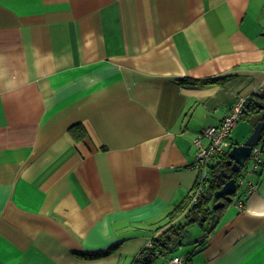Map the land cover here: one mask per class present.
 I'll return each instance as SVG.
<instances>
[{"label":"crops","instance_id":"0c3cea01","mask_svg":"<svg viewBox=\"0 0 264 264\" xmlns=\"http://www.w3.org/2000/svg\"><path fill=\"white\" fill-rule=\"evenodd\" d=\"M0 70V264H137L187 223L194 139L264 93V0H0ZM252 178L151 264H264V162Z\"/></svg>","mask_w":264,"mask_h":264},{"label":"built area","instance_id":"2783aa9c","mask_svg":"<svg viewBox=\"0 0 264 264\" xmlns=\"http://www.w3.org/2000/svg\"><path fill=\"white\" fill-rule=\"evenodd\" d=\"M249 97H238L230 112L223 118L219 125H210L202 129L200 135L193 141L195 146L193 167L198 169L199 178L196 186L191 190L192 201L196 202L207 191L212 179V167L228 152L231 141L230 135L235 124L242 118ZM264 162V146L258 144L252 148L248 157L245 175L237 180L238 189L245 188L237 199V204L242 209L248 196L255 190L257 184L252 176ZM248 176V180L245 177ZM151 246V245H150ZM167 264H191L187 257L182 255H172L167 259Z\"/></svg>","mask_w":264,"mask_h":264},{"label":"trees","instance_id":"16d2710c","mask_svg":"<svg viewBox=\"0 0 264 264\" xmlns=\"http://www.w3.org/2000/svg\"><path fill=\"white\" fill-rule=\"evenodd\" d=\"M200 83H208L212 81L211 78H204V79H197ZM253 114H260V120H264V93L263 94H255L249 97V102L246 104L244 112L242 114V118H246L249 115ZM261 144L264 146V130H263V137L261 140ZM228 152L223 156L221 161L213 165L212 167V179L209 188L207 191L200 197V199L196 202L192 201V197L189 193L187 199H185L181 204L177 206L170 213L171 219L176 221L178 216L182 214H186L187 223H175L171 226L167 227L163 230L159 235L155 236L152 239V245L149 247H145L139 254L138 258L136 259L137 264L141 263V260L144 257L147 259H152V262L160 255H167L172 253L176 250L174 245L177 241L181 238H184L185 233L187 232V225L189 223L198 222L203 217L211 215L210 204L214 199V202L217 201H224L225 205L222 208H219V213L228 205V201H226L225 197H221L219 199H215L213 196L214 192L222 187L223 181L219 178V174L222 170H225L229 173H232L235 177H240L243 174L244 169L248 163H246L240 171L234 172L232 171L231 165L228 164ZM184 240V239H183ZM183 240L182 243L183 244ZM185 242V241H184ZM180 246V245H178ZM101 255V253H87L83 254V256L87 258H95Z\"/></svg>","mask_w":264,"mask_h":264},{"label":"water","instance_id":"95a60500","mask_svg":"<svg viewBox=\"0 0 264 264\" xmlns=\"http://www.w3.org/2000/svg\"><path fill=\"white\" fill-rule=\"evenodd\" d=\"M263 130H264V120H260L254 127L253 132L247 137V139L241 144H235L231 147L228 152V164L231 165L232 171L238 172L241 168L246 164L248 157L251 154L252 148L259 144L263 137ZM219 178L222 179L223 185L221 188L216 190L213 194L215 199H219L221 197H225L226 201L231 202L233 200V195L237 192L238 184L237 180L238 177H235L232 173H229L225 170H222L219 174ZM225 205L224 201H217L213 204L212 210L214 211L210 216V229H214L217 222L220 219V213L218 212L219 208H222ZM205 218H202L200 225H203ZM187 241L183 244V238L179 239L177 243L174 245L173 248L177 247L178 245L184 244H197L200 243L203 237H192V233L187 231L185 236ZM152 259H147L144 257L141 260V264H151Z\"/></svg>","mask_w":264,"mask_h":264},{"label":"rangeland","instance_id":"374dc122","mask_svg":"<svg viewBox=\"0 0 264 264\" xmlns=\"http://www.w3.org/2000/svg\"><path fill=\"white\" fill-rule=\"evenodd\" d=\"M260 117H261V115L260 114H255L253 117H251V119L250 118H247V119H240L236 124H235V126L233 127V129H232V133H231V135H230V139L232 138V140H233V131H234V134L237 136V134L238 133H241L242 132V129L245 127V125H247V123H250V121H254V122H256V124H257V122L259 121V119H260ZM251 124V123H250ZM255 124V125H256ZM259 144H261V142L259 143ZM234 144H232V142H231V146H230V148H229V150L231 149V147L233 146ZM258 145V144H257ZM229 150H228V152H229ZM245 170V169H244ZM249 178H248V176H246L245 177V180H248ZM215 202H214V200L211 202V206L210 207H212L213 206V204H214ZM202 229V226L200 225V224H193V225H191V226H189V232H191L192 233V236L193 237H197V235H198V233L200 232V230ZM156 259H160L159 258V256L156 258ZM155 259V260H156ZM154 260V261H155ZM164 261L162 260V263H163ZM162 263H160V264H162Z\"/></svg>","mask_w":264,"mask_h":264},{"label":"clouds","instance_id":"9594fccd","mask_svg":"<svg viewBox=\"0 0 264 264\" xmlns=\"http://www.w3.org/2000/svg\"><path fill=\"white\" fill-rule=\"evenodd\" d=\"M36 67H39V64H37ZM4 80H6V72L4 70H0V81ZM22 83L23 81H20V84ZM20 84L17 83L16 79L8 80L4 85L5 92L9 94L14 93ZM248 214L252 216L264 217V210L256 211L250 209Z\"/></svg>","mask_w":264,"mask_h":264},{"label":"flooded vegetation","instance_id":"af4514ba","mask_svg":"<svg viewBox=\"0 0 264 264\" xmlns=\"http://www.w3.org/2000/svg\"><path fill=\"white\" fill-rule=\"evenodd\" d=\"M210 216H211V215H208V216L203 217V218H205V221H204L205 223H204L202 226L205 228V233H207L208 230L210 229L209 227H207V226H208L207 223H208V220H209L208 218H210ZM201 220H202V219H201ZM183 239H184V240H183V242H184V241H186L188 238L184 237Z\"/></svg>","mask_w":264,"mask_h":264},{"label":"bare ground","instance_id":"6f19581e","mask_svg":"<svg viewBox=\"0 0 264 264\" xmlns=\"http://www.w3.org/2000/svg\"><path fill=\"white\" fill-rule=\"evenodd\" d=\"M245 175V171H243V174L241 176H244Z\"/></svg>","mask_w":264,"mask_h":264}]
</instances>
